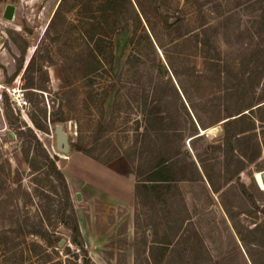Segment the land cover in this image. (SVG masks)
<instances>
[{
    "label": "rangeland",
    "instance_id": "1",
    "mask_svg": "<svg viewBox=\"0 0 264 264\" xmlns=\"http://www.w3.org/2000/svg\"><path fill=\"white\" fill-rule=\"evenodd\" d=\"M60 2L0 0V264H44L43 256L31 251L33 243H40L45 252L53 254L43 240L27 234L39 229L42 214L50 206L63 203L61 194L53 191L45 176L47 170L36 147L30 145L29 131L34 132L51 158L57 156L55 126L50 115L64 106V116L69 121L62 125L69 137L70 152L66 160L58 156L57 163L64 175L70 162L74 163L70 171L81 169L79 164L91 171L94 165L85 157L106 165L126 153L134 156L135 174L142 175L141 159L134 153L155 142L152 132L149 140L143 135L147 126L158 127L148 118V111L158 104L162 114L173 119L165 123L166 127L185 130L182 146L190 156L183 157V162H195L199 171L194 175L192 168L188 174L192 182L170 188L175 201L171 214L161 206L165 198L158 200L163 195L142 197L137 208V240H142L149 223L158 225L157 238L163 242L166 225L198 215L208 230L216 222L224 225L222 221L228 216L224 217V213L229 211L234 223L245 228L259 225L261 230L257 236L242 231L234 237L235 247L224 245V253L228 248L230 253L234 251L231 255L237 264H264V190L256 179L264 174V106L253 116L260 120L256 131L258 160L247 162L245 170L219 193L214 191L224 186L229 174L224 172L222 152L207 147L221 144L225 121L216 124L218 118L222 120L226 112L236 114L248 105L264 101V35L260 24L264 0H120L124 6L117 17H110L109 25L99 31L113 44V68L109 77L98 72L93 86H88L90 81L86 77L89 49L83 35L88 27L82 20L108 0H64L59 16L47 32ZM8 5L17 8L12 22L3 17ZM171 18H180L188 37L178 38L177 32L168 26ZM115 20L117 25L113 26ZM195 35L199 41L209 43L206 48L211 57L221 60L220 68L206 65ZM66 70L69 87L64 77ZM106 87L110 94L102 107L100 100ZM91 93L95 101L90 98ZM22 94L29 105L23 110L14 109L12 101ZM44 111L48 118L45 122ZM32 119L43 124L46 133L37 130ZM193 122L197 130L192 127ZM196 132L198 135L194 136ZM190 136H194L191 144ZM162 141L164 147L174 146L178 150L177 138ZM26 153L43 170L32 171ZM231 164L235 169V160ZM145 179L143 175L140 180ZM253 183L257 188L252 187ZM243 185L248 188L247 194ZM70 193L77 216L86 215L85 237L83 232L82 235L94 264H163L155 257H147L145 247L134 242L127 225L118 223L124 215L122 211L116 215L101 206L94 211L87 204L89 197L85 191ZM208 208L210 213H206ZM44 226L50 233H60L65 241L62 247L59 244L60 249L68 246L75 251L69 230L56 227L53 219L46 220ZM207 230H203V235L209 238ZM223 231L228 241L230 234L225 225ZM69 259L74 262L72 256Z\"/></svg>",
    "mask_w": 264,
    "mask_h": 264
},
{
    "label": "trees",
    "instance_id": "2",
    "mask_svg": "<svg viewBox=\"0 0 264 264\" xmlns=\"http://www.w3.org/2000/svg\"><path fill=\"white\" fill-rule=\"evenodd\" d=\"M63 3L64 0H61L58 9L54 14V17L48 26L47 32L59 16ZM123 6L124 5L120 2V0H108V3H106L105 6L93 11L90 16H86L84 17L85 19L82 20L84 25L88 27V30H86L85 34L83 35V40H85L89 49V70L86 74V77H88V80L90 81L88 86L94 85L93 81L96 79V75L98 72L105 73L107 77H109L110 75V71L113 68L114 64L113 44L106 34H101L99 31L104 29V25H109L110 17H117V12ZM138 9L140 11H143L142 7ZM260 20L261 34L264 35V7ZM168 24L172 31L177 32L178 38L188 37V33L183 32L182 21L180 20V18H171L169 19ZM116 25L117 21L115 20L113 26ZM134 30L137 33V25L135 26ZM194 38H196V43L201 45V51L203 52V57L205 59L206 65L220 68L221 60L211 57L210 51L206 48L208 47L209 43L207 41H199V37L197 35H195ZM211 49H213L212 46ZM31 67L32 64L28 66V69L30 70ZM173 75L177 76V74ZM64 77L65 82L69 87L70 82L67 70L66 72L64 71ZM62 93L66 94V91ZM109 94V88H104L102 92V98L100 100V105L102 107H104L106 101L108 100ZM90 98L92 99V101H95L93 99L94 94L91 93ZM160 106V104H158L157 106L155 105L152 110L148 111V118L150 119V121H154V123H156L158 127L155 128L154 126H147L145 128V134L143 136L146 140H149L150 132H152L155 135L154 137L156 139L155 142H149L147 144L146 149L139 150V153L137 154L136 152L134 153L136 157L141 159L139 169L140 171L141 169L143 170V172H141L142 175H136L138 179H141L143 175L146 177V179L143 181L144 183H146V186H144L143 188V192L145 193L146 198H152V196L154 195H163L157 198L159 201L163 197L165 198L161 204L164 205L166 210L169 211V213L171 214V210H173L172 206L174 205L175 201L173 200V198H171L172 195L170 194V188L176 189L180 183L191 181L189 180L190 176H188V174L191 172L192 168L194 171V175L195 173H198L199 170L196 168L197 164L195 162H189V164L183 162V157L188 158L190 156L186 148H183L182 146V142L184 141L185 130H181L180 128L175 127H166L165 123L171 118L165 117L166 115L162 114V112L159 110ZM262 106H264V101H260L254 105H248L244 109H240L239 111H237L236 114L226 112L227 116L224 119H217L216 124L225 121L223 123V138L221 144H219L218 146L208 145L207 147L213 150L218 149L222 152L224 172L227 175L229 174V177L225 180L224 186H222V188L218 190H215L214 193H219L221 189H223L226 185H229L235 178H237L245 170L247 162L252 164L258 160L260 155V147L259 144L256 142V131L257 122H259L260 120L254 118L253 116L256 113V110L260 109ZM183 107H185L186 109L185 104H183ZM43 119L44 122L48 119L46 111L43 112ZM68 121L69 119L65 118L64 116V106L60 107V111L58 113L50 115V122L55 127L57 125L67 123ZM32 122L37 128V130L46 133V128L43 124L36 121L35 119H32ZM192 127L197 130V126L194 122L192 123ZM204 129L206 130L207 127H204ZM29 135V140L31 143L30 145H34V147H36L38 157L42 159L43 166L47 170L45 176L49 180L48 182L50 183L51 188L54 192L61 194V199L63 201V203H60L55 207L50 206V209H48V211L42 214L39 229L28 231L27 233L30 236H35L43 240V242L53 250V254L45 252V249L40 245V243H33L31 246V251H33L35 255L43 256L44 264H94L85 246L84 238L82 235L74 203L71 197L68 182L64 173L61 171L57 164L60 158L58 156L51 158L47 154L40 140L37 138L36 135H34L33 131L30 130ZM197 135L198 132H196L194 136ZM21 136L24 137L25 134L21 133ZM194 136L189 137L190 144L193 141ZM174 137L177 138L178 150H174L176 149V147L174 146L172 148L164 147V142L162 140L165 139L169 141ZM76 150L81 153H83L84 151L83 154L89 156L87 153H85V150L83 149L77 148ZM28 153L25 154L26 161L31 170L34 172L43 170L42 165H40L36 161V159L30 160ZM121 157H125L126 160L130 163V165L134 168V170L136 169V162L134 156H132L130 153H126L123 154ZM234 160L237 165L235 169H232L231 163ZM139 181L141 182V180ZM253 186L257 188V185L255 183L252 184V187ZM242 187L244 189L243 192L247 194L248 188L244 185ZM229 213V211H226V215H228V218L232 222H235L233 216H230ZM51 219L55 220L56 227L62 226L71 232L70 241L71 244L75 247L74 252H72V250L68 246L64 249H60L59 244L62 241L60 233L57 231L50 233L48 230H46V228H44V223L46 222V220L49 221ZM185 219L186 218H182L180 220H177L175 223L183 224L185 222ZM235 226L236 230L238 231V234H241L242 231L245 229L246 231L248 230L247 228H241L240 230L236 223ZM258 227L259 225H257L253 230H248L247 232L249 234L255 233L257 236L258 232L261 230ZM250 254L251 253H249V255ZM53 256L56 257L55 261L53 260ZM69 256L73 257L74 262L69 259Z\"/></svg>",
    "mask_w": 264,
    "mask_h": 264
},
{
    "label": "crops",
    "instance_id": "3",
    "mask_svg": "<svg viewBox=\"0 0 264 264\" xmlns=\"http://www.w3.org/2000/svg\"><path fill=\"white\" fill-rule=\"evenodd\" d=\"M85 160L94 165L90 168L91 171H89L88 167L84 164H79L81 169L70 171L74 163L70 162V166L68 165L69 167L65 172V176L70 191H85L89 197L87 198V204L90 205L94 211L96 206L104 207L108 212L114 211L113 213L116 215L122 211L124 215L120 217V222L118 221V223H121V226L123 224L127 225L126 229L129 230V232L132 231V236L135 239L134 242L136 241L137 245H139V240H137V237H139L137 208H139L138 206L141 203L142 197H146L143 192L146 183L139 181L140 179H138L132 166L125 157H119L106 165L96 162L89 157H85ZM72 161H74V159ZM95 166L97 168H94ZM210 206L212 205L210 204ZM187 210H189V208H187ZM206 213H210L209 208L206 210ZM224 214V217H226V213ZM85 217V214H78L80 228L82 229L84 237L83 221ZM227 217L225 222L222 221V224L225 225L227 233L230 234V238L229 235L227 237L228 241L223 231L224 225H219L218 222H216L217 224L213 223V225L210 226L211 228L207 230L202 220H199V216L197 215L194 217L193 215L192 217L186 218L183 224L175 223L169 226L166 225V234L164 235L162 233L164 236L163 239H165L163 242L158 241L160 239L157 238L159 230L156 229V227L158 225H151L149 223L146 230H144L147 232L142 236V240L144 241L142 242L141 240L139 242L140 245L145 247L144 253H147V257H152L153 259L155 257L157 262L163 264L174 263V261L180 264L183 262H187L188 264H237L231 255L235 254L234 251L230 253V249L228 248L227 253H224L227 249V244H231L235 247L236 240L234 237L237 238L238 235L235 223L233 222L234 225L232 226ZM237 225L240 230L241 228H245L244 226H240V224ZM256 226H251L247 229L253 230ZM203 230H207L208 233H210L209 238H206L207 234L203 235ZM243 231H246V229ZM224 245H226L225 248ZM239 245L241 246V243ZM236 247V254H238L239 246ZM224 254H226V258ZM236 259L238 258L236 257Z\"/></svg>",
    "mask_w": 264,
    "mask_h": 264
},
{
    "label": "water",
    "instance_id": "4",
    "mask_svg": "<svg viewBox=\"0 0 264 264\" xmlns=\"http://www.w3.org/2000/svg\"><path fill=\"white\" fill-rule=\"evenodd\" d=\"M16 7L13 5H8L5 9L4 12V19L6 21L12 22L15 18V13H16ZM55 134L57 138V143H56V149H57V156H66L70 152V146H69V137L68 134L64 131L63 125H57L55 127ZM262 180L264 183V174L262 176ZM77 200L78 202H81L82 198L80 194H77ZM65 241H61L60 247L63 246Z\"/></svg>",
    "mask_w": 264,
    "mask_h": 264
},
{
    "label": "built area",
    "instance_id": "5",
    "mask_svg": "<svg viewBox=\"0 0 264 264\" xmlns=\"http://www.w3.org/2000/svg\"><path fill=\"white\" fill-rule=\"evenodd\" d=\"M13 108L23 110L25 107H27L28 101L25 99L24 95H19L18 98L12 101Z\"/></svg>",
    "mask_w": 264,
    "mask_h": 264
},
{
    "label": "bare ground",
    "instance_id": "6",
    "mask_svg": "<svg viewBox=\"0 0 264 264\" xmlns=\"http://www.w3.org/2000/svg\"><path fill=\"white\" fill-rule=\"evenodd\" d=\"M62 158L66 160L65 157H62ZM256 179H257V182L260 185V187L264 190V183H263V180H262V174L257 175Z\"/></svg>",
    "mask_w": 264,
    "mask_h": 264
}]
</instances>
